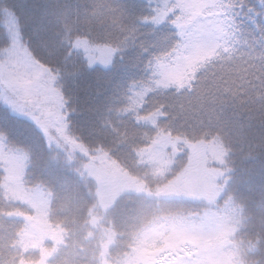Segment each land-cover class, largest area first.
Here are the masks:
<instances>
[{
    "label": "trees",
    "instance_id": "16d2710c",
    "mask_svg": "<svg viewBox=\"0 0 264 264\" xmlns=\"http://www.w3.org/2000/svg\"><path fill=\"white\" fill-rule=\"evenodd\" d=\"M163 2L0 0V64L14 28L65 118L49 142L51 128L0 97V144L26 155L23 185L49 198L41 218L7 194L0 158V264H114L136 245L135 224L207 213L236 222L237 263L264 264V0H216L221 46L181 84L159 87L196 15ZM158 143L162 173L143 158ZM40 220L53 236L22 246Z\"/></svg>",
    "mask_w": 264,
    "mask_h": 264
},
{
    "label": "rangeland",
    "instance_id": "374dc122",
    "mask_svg": "<svg viewBox=\"0 0 264 264\" xmlns=\"http://www.w3.org/2000/svg\"><path fill=\"white\" fill-rule=\"evenodd\" d=\"M163 3L165 6L172 3L175 9H186L187 12L196 14L191 19L185 45L173 66L159 68V85L168 86L173 82L183 81L193 64L211 57L221 46L224 33L222 26H219L216 20L209 18L214 14L215 9H218L215 0H164ZM13 33L15 35L12 36L14 45L9 50V62L3 66L0 64V97H3L7 104L3 102L9 107L13 103L18 105L17 109L11 107L13 113L35 115L41 126L45 129L51 128L52 132H46L49 142V136L52 140L57 137L60 141L59 126L62 116L65 121L62 102L60 98L53 97L56 92L50 75L45 76L43 68H39L38 64L32 62L28 55L22 51L14 28ZM2 68L4 72L1 70ZM32 98L37 99L38 104H34ZM22 104L23 107H20ZM57 146L63 148V145ZM164 150L165 147L157 146L146 154L157 169L163 167ZM19 154H6L3 145L0 144V156L6 162L5 191L19 201L31 204L42 218L49 205V198L43 192L25 188L22 174L25 170L27 157L24 153ZM168 222L171 231L170 239L173 243L187 246L182 253L187 256L181 257L182 259L191 260L192 264H237L235 261L236 251L230 236V231L235 227V221L221 219L220 215L207 213L170 219ZM32 229L28 235L24 236L22 246L38 248L40 243L43 244L45 240H50V237L53 236V233L45 234L46 230L42 220L35 222ZM58 234L61 236V233ZM137 249L140 253L125 257L115 264H162V261L154 260L155 250L143 245H139Z\"/></svg>",
    "mask_w": 264,
    "mask_h": 264
},
{
    "label": "clouds",
    "instance_id": "9594fccd",
    "mask_svg": "<svg viewBox=\"0 0 264 264\" xmlns=\"http://www.w3.org/2000/svg\"><path fill=\"white\" fill-rule=\"evenodd\" d=\"M133 228V244L155 250L154 260L162 264H192L191 260L182 259L186 245L173 243L171 231L166 217H152Z\"/></svg>",
    "mask_w": 264,
    "mask_h": 264
}]
</instances>
